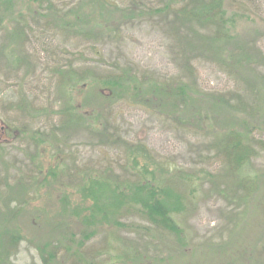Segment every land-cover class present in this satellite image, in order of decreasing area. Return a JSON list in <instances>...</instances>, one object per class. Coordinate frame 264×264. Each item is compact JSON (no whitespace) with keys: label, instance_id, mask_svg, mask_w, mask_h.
Listing matches in <instances>:
<instances>
[{"label":"rangeland","instance_id":"374dc122","mask_svg":"<svg viewBox=\"0 0 264 264\" xmlns=\"http://www.w3.org/2000/svg\"><path fill=\"white\" fill-rule=\"evenodd\" d=\"M53 1L89 20L85 36L33 18L29 6L40 11L39 2L0 0V210L8 187L29 184L11 264H45L44 240L55 252L46 264H264V0H222L224 14L216 0ZM103 7L120 13L110 20ZM221 17L228 35L218 37ZM67 72L86 81L125 74L131 89L158 90L145 92L154 99L147 108L131 98L97 101L99 91L83 82L72 92ZM165 84L187 86L192 106L173 107ZM70 105L81 115L66 113ZM230 134L247 156L236 169L220 148ZM137 144L161 167L160 184L182 196L171 217L180 234L121 213L131 230L102 225L80 262L66 245L83 225L70 211L61 218L58 200L76 206L83 175L135 180L127 147ZM53 222L59 235L46 240Z\"/></svg>","mask_w":264,"mask_h":264},{"label":"trees","instance_id":"16d2710c","mask_svg":"<svg viewBox=\"0 0 264 264\" xmlns=\"http://www.w3.org/2000/svg\"><path fill=\"white\" fill-rule=\"evenodd\" d=\"M27 1L34 4L39 2L41 5L38 7L40 11H37L29 6L28 13L32 14L33 18L52 20L58 29L65 31L70 30V32L75 35L85 36L86 30L84 28H88L89 25H91L89 24L88 19L81 18L80 16L74 17L73 12H65L63 9L59 11L58 8L54 7L53 0ZM217 1L218 0H216L217 13L224 14L222 8L220 7V2H222V0H219L218 3ZM42 4H46L47 6L43 7ZM102 9L104 10L102 13L105 12L108 16L107 18L110 20L115 19L117 14L120 13L115 7H103ZM42 12L45 14H42ZM56 13H59V15H56ZM122 16L126 18L127 15ZM217 22L219 24L218 31H216L218 32V37L228 35V30L225 28L226 21L221 17V19L217 20ZM96 36L99 35L95 34L93 35V38L97 39ZM61 73L62 72L58 70V74L62 75ZM67 75L69 82H71L70 88L72 92L80 86L81 82H83V84H86L87 86L89 85L92 89H97L99 91L97 101H100L101 99L107 101L109 100L114 103L131 98L137 105L147 108L152 107L151 103L154 99L152 97H145V92H152L155 94L158 90L155 88V85V87L149 85L147 88L134 86L131 89V86H128L127 82H133L134 78L125 74L118 76L108 75L102 77L101 79H96L95 77L94 79L90 77L88 81L71 72H67ZM161 89L166 92L167 99H173V107L177 105L180 107L179 109L183 110L184 108L192 106V99L189 98V95H187L189 89L184 84H165V86H162ZM81 90L82 89H80V91ZM222 101V104L226 105V103H224L225 101ZM219 102L220 101L216 99V102L213 103L216 104V108H220L218 105ZM71 105L69 108H66V113H70L71 116H80L81 114H78L80 111L79 107L77 105L76 107H72ZM72 111H75L77 114H73ZM66 113L64 112L65 115ZM216 118H218V116H216ZM232 124L233 123H230V125ZM248 124L249 122L245 121L246 128L248 127ZM254 129L255 126H252L251 124V129L249 131L246 130L245 140L247 142H249L250 134ZM235 141L232 138V134L227 135L222 139L220 148L222 154L225 155L228 162L232 159L230 162L234 163L236 169L238 166L243 164L244 157L247 160V156L243 153L242 148H237ZM127 152L129 156L128 161H130L131 165V171L134 173L132 176H134L133 179L135 180L131 181L129 179H125L122 181H111L107 178L108 174H103L102 176L83 175V183L78 191L80 199L77 205H73V202H69L66 197H62L58 200L61 204V210L59 212L60 217L62 218L68 213V211H70L71 215L73 214V216L83 225V230L81 231V234H79V237H75L71 234L68 239L69 244L67 243L66 245L67 252L73 253L74 256L79 257L80 262H82V259L80 258L79 249L82 248L88 240H91L90 238L97 233L99 227L107 225L108 227L125 230L129 228V226L122 224L118 219H116L117 216L121 218V213L128 214L129 212L135 211L138 216L147 220L151 225L162 228L172 234H180V230L171 217L181 213L183 210V200L181 194L179 195L178 193L173 192L172 188L168 186L164 187L160 184L159 179L157 178V173L161 171V167H156L148 150L143 145H131L127 147ZM138 168H140L139 172ZM49 170L51 172L48 171L45 176L50 177L51 179L55 178V171L53 169ZM177 174L183 179L189 177L182 173ZM28 185L29 184L27 183L24 184L23 181H17L16 190L18 191H14L13 187L12 189L11 187H8L9 185L6 186L8 187V190L10 189V194L5 197V200H8L5 205L6 207H4L5 209L3 211L0 210V264H11V259L16 255L18 247L24 239V234L18 225V220L20 221V218L23 216L21 203L24 201L26 194L28 193ZM2 200L4 199L0 196V202ZM72 205L79 209L72 212L70 209ZM2 207L3 206L1 205L0 208ZM55 222L50 223V225L52 224L54 226H46L47 230L50 229L46 240H52L54 235H59V226L57 225L58 222L56 225L54 224ZM128 230H131V228ZM60 232H63L62 228L60 229ZM74 237L78 238V240L75 241ZM44 241H41V247L43 249L41 257L43 262L46 264L47 262H52L55 259V252H49L48 247L46 246L47 242Z\"/></svg>","mask_w":264,"mask_h":264},{"label":"water","instance_id":"95a60500","mask_svg":"<svg viewBox=\"0 0 264 264\" xmlns=\"http://www.w3.org/2000/svg\"><path fill=\"white\" fill-rule=\"evenodd\" d=\"M1 132H4V126L0 123V136H1ZM1 141V140H0Z\"/></svg>","mask_w":264,"mask_h":264},{"label":"flooded vegetation","instance_id":"af4514ba","mask_svg":"<svg viewBox=\"0 0 264 264\" xmlns=\"http://www.w3.org/2000/svg\"><path fill=\"white\" fill-rule=\"evenodd\" d=\"M4 133H5V132H3V133L1 132V136H2V137H3ZM1 136H0V140L2 139V137H1Z\"/></svg>","mask_w":264,"mask_h":264}]
</instances>
